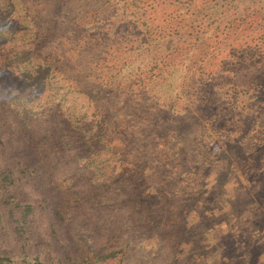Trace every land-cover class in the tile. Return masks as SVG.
Here are the masks:
<instances>
[{"label": "trees", "instance_id": "1", "mask_svg": "<svg viewBox=\"0 0 264 264\" xmlns=\"http://www.w3.org/2000/svg\"><path fill=\"white\" fill-rule=\"evenodd\" d=\"M146 1L149 7L144 13L158 17L156 7L162 0ZM194 1L169 3L178 32L198 12L192 7ZM95 3V12L107 8ZM37 4L45 6L32 13L34 25L23 27L17 15L31 13L27 0H0V264H157L159 252L167 258L163 264H223V246L217 240L194 233L187 223L176 226L172 220L176 208L187 222L182 211L191 203V192L181 188L183 200L175 206L179 189L163 182L158 172L144 175L152 161L134 156L140 143L134 146V138H127L123 129L114 134L109 126L117 121L109 123L105 118L111 114L108 102L112 105L116 99L125 105L121 73L116 74L121 79L111 83L89 78L91 71L82 74L83 36H91L94 42L90 43L101 54L113 48L106 40L109 32L104 23L79 15L78 11L90 9L72 0ZM198 4L207 9V15L223 12L219 1L213 5V1L199 0ZM202 28L199 36L206 39L211 30ZM230 28L238 29V25ZM138 32L143 33L134 25L123 51L124 57L130 55L129 64L142 63V50L152 44L133 38ZM160 32L154 35L163 47L166 34ZM24 38L29 40L20 42L22 47L15 44ZM83 57L90 68L93 58ZM223 60L229 67L236 63ZM81 78H86L90 99L102 101L101 119L77 122L71 114L58 115L50 109L67 100L68 89H76ZM161 83L158 93H165L168 85ZM58 84L65 89L57 95ZM247 94L252 100L245 104L253 105L249 108L253 111L244 113L241 132L232 145L264 113V86ZM261 136L252 151L264 152ZM133 175L142 178L131 183ZM262 193L264 183L257 195ZM204 207L196 209L201 212Z\"/></svg>", "mask_w": 264, "mask_h": 264}, {"label": "rangeland", "instance_id": "2", "mask_svg": "<svg viewBox=\"0 0 264 264\" xmlns=\"http://www.w3.org/2000/svg\"><path fill=\"white\" fill-rule=\"evenodd\" d=\"M38 1L46 0H27L31 13L17 15L23 27H32L36 12L45 6ZM72 1L90 9L78 11L79 15L104 23L109 32L106 40L113 47L101 54L90 43L94 42L91 36H83L86 49L82 55L93 60L88 68L86 58L81 57L82 74L91 73L89 78L99 83L121 79L117 73L123 77L120 92L127 93L125 105L116 99L112 105L108 102L111 114L105 118L109 123L117 121L109 126L114 134L123 129L127 138H134V146L140 143L133 150L134 156L152 161L144 175L158 172L163 182H172L179 189L175 191V206L183 200L181 188L192 194V205L182 211L187 222L174 209L176 226L187 223L194 233L217 240L223 246V264H264V194L257 195L264 183V152L251 149L263 137L264 113L241 140L239 136L236 144H231L241 132L244 113L253 111L249 109L253 105L245 104L252 100L246 93L264 86V0H210L213 5L219 1L223 11L212 15L195 0L192 7L198 12L179 32L175 29L179 24L171 20L175 15L169 12V3L183 0H162L156 7L158 17L144 13L149 7L146 0H97L95 4L107 7L97 12L94 0ZM134 25L143 33L133 38L152 43L149 50H142L145 59L140 64H129V53L125 57L123 53ZM202 25L211 30L206 39L199 36ZM232 25H238L239 30L231 29ZM159 31L166 34L163 47L156 43ZM28 40L17 39L15 44ZM200 55L203 58L199 59ZM224 58L235 65L229 67ZM81 79L76 89H68L67 100L50 109L58 115L71 114L77 122L101 119L102 101L100 97L90 99L85 92L86 78ZM164 81L168 88L158 93ZM64 89L58 84L57 95ZM133 177L127 179L136 183L142 178ZM200 205L205 206L201 212L196 209ZM158 256L161 263L157 264L167 260L161 252Z\"/></svg>", "mask_w": 264, "mask_h": 264}]
</instances>
